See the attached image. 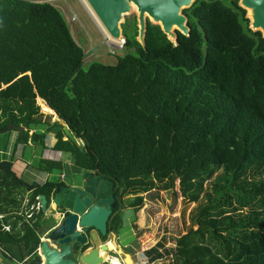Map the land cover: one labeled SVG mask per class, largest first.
I'll list each match as a JSON object with an SVG mask.
<instances>
[{
  "label": "trees",
  "instance_id": "trees-1",
  "mask_svg": "<svg viewBox=\"0 0 264 264\" xmlns=\"http://www.w3.org/2000/svg\"><path fill=\"white\" fill-rule=\"evenodd\" d=\"M184 13L189 35L177 30L171 40L147 19L141 43L133 16L122 24L124 52L115 63L85 62L57 5L0 0V129L25 127L23 153L47 147L53 132L52 149L114 181L115 212L122 206L137 215L147 197L180 185L176 248L164 241L148 248L150 264H173V250L186 257L182 264H240L264 254V36L251 29L240 0H195ZM41 102L82 144L47 118ZM11 144L7 138L11 154L0 161L1 214L26 191L61 184L63 173V161L37 158L53 178L26 182L13 169ZM14 215L0 216L3 256ZM15 243L10 261L30 255L27 264L41 263L39 241Z\"/></svg>",
  "mask_w": 264,
  "mask_h": 264
},
{
  "label": "water",
  "instance_id": "water-1",
  "mask_svg": "<svg viewBox=\"0 0 264 264\" xmlns=\"http://www.w3.org/2000/svg\"><path fill=\"white\" fill-rule=\"evenodd\" d=\"M194 1L84 0L96 21L102 26L104 34L120 41V46L125 43L122 22L133 7L138 13L137 39L141 43L145 42L147 19L159 24L171 40H176L177 30L185 35L190 34L188 16L184 9L189 8ZM240 5L248 12L251 29L261 31L264 36V0H240ZM71 32L79 43L74 32ZM92 51L93 49L86 51L84 48L83 58ZM47 117L53 122L52 116ZM59 122L64 125L68 137L78 144L77 137L68 125L61 119ZM11 129L17 130L20 136L25 127L11 123L7 128L0 129V133ZM70 181L50 187L47 192L39 193L36 198L34 195L27 199H32L31 208L35 207L37 212H40L35 222L39 227H43L41 232L55 224L47 230L37 249L41 263L112 264L114 249L109 240L112 236L110 221L117 216L116 212L113 213L116 204L114 181L101 177L92 170H81L80 175ZM75 183L81 185L80 188H77ZM60 214L62 217L57 221ZM47 237L49 241H53L54 246L49 244ZM122 252L123 249L120 250V253ZM74 253L77 254L76 257ZM125 257L127 262L131 260L129 253H125Z\"/></svg>",
  "mask_w": 264,
  "mask_h": 264
},
{
  "label": "rangeland",
  "instance_id": "rangeland-1",
  "mask_svg": "<svg viewBox=\"0 0 264 264\" xmlns=\"http://www.w3.org/2000/svg\"><path fill=\"white\" fill-rule=\"evenodd\" d=\"M50 2L57 5V7L66 16L70 28L74 32L75 36L78 38L80 45L83 48H85L86 51L93 49V51L88 56H86V58H84L85 62L91 60H99L105 63H115L117 61V55L122 54L124 52L123 46H119L109 42L107 36L104 34V32L102 31L96 20L93 18L92 14L90 13V11L88 10V8L86 7V5L83 3L82 0H50ZM137 15H138L137 9L133 7L132 11L125 15L124 21L130 17ZM41 104H42V110L44 111L46 116L47 115L52 116L53 121L59 120L54 110H53L54 111L53 113L54 116H53L52 113H48L45 111L43 105L46 104L44 102H41ZM8 131L11 132L8 133ZM15 133H18V131L15 129L7 130L1 133L3 140L2 142H0V149H3V147L6 144V139H5L6 136L7 138H10L11 141L13 142L12 149L14 150V152L19 155V158H21L24 162H26V160L30 159L31 155L33 154L31 153L33 150V146L27 145L28 146L27 152L23 153L22 152L23 145L25 143L23 144L19 143L18 139L21 136H19V133L16 136ZM48 135L49 137H46L45 139V142L48 145L47 147L42 148L41 150H39L38 148L39 146L34 147L36 151L35 153L36 158L34 159V161L37 160V158H42L45 156H49V159H52V157H57V160H61L64 162L62 170L63 172H65L64 174H66L67 181L71 182L70 181L71 179H74L76 176L80 175V169L77 165L74 164L69 153L59 150H54L51 148L50 145L52 144V140L54 139L53 132H50ZM34 161L32 165L34 167H30L29 169H27L23 173V177L25 179H33L36 180V182H41L46 172L49 171L45 169L44 166L36 165ZM39 163L41 164L40 161ZM48 164L50 166L53 165L51 163ZM52 174L53 173L51 172L50 175L47 176V179L53 178L51 177ZM39 188L41 189H38L37 187L34 190L27 191L26 195L37 196L39 193L47 192V190L49 189V188L42 189V187ZM181 194L182 191L180 185H178V187H176L175 189L161 190L157 199H151L147 197L145 205L137 215L134 211V208H129V207L123 208L124 209L123 214L125 213V217L128 216L126 218L127 225L124 226L122 224V221L119 220L120 217H116L115 218L116 222H114L112 225L113 230L117 234L119 232L122 233V237H123L122 243H127L131 240H134L135 236L141 239L140 246L141 249L143 250V253L149 248L148 246H151L149 243L157 244L162 241L165 242V248H176V241L179 238L178 232L179 230L183 229V218L181 215V209L184 206V199ZM143 196L146 197V194H144ZM30 201H32V199L31 200L26 199L24 203L26 202L29 203ZM172 203L178 206L175 212H172L171 210ZM32 211H33L32 218L38 217V215H40L39 214L40 212H37V209H35V207L32 208ZM3 215L4 214H0L1 217ZM134 220L136 222V226L139 227L138 229H136L133 225ZM144 222H146L149 226H145ZM11 227L8 226L7 230ZM32 230L33 229L31 228L30 235L28 236L31 238L32 241L35 240L40 241L41 238L34 237ZM140 230H142L143 232L140 233L139 232ZM138 232L140 234L137 236ZM165 236L167 237L166 241L164 240ZM183 257L185 256L182 253L177 251L175 254L173 250L171 252L170 261L173 264H182ZM12 262L13 261L10 260L8 261L5 259V261L2 264H12ZM18 262L20 264L24 263L23 261L18 260L17 262H14V264H19ZM142 264H148V261ZM162 264H169L168 259L166 262H163ZM240 264H264V254L262 253L255 254L251 258L242 261Z\"/></svg>",
  "mask_w": 264,
  "mask_h": 264
},
{
  "label": "crops",
  "instance_id": "crops-1",
  "mask_svg": "<svg viewBox=\"0 0 264 264\" xmlns=\"http://www.w3.org/2000/svg\"><path fill=\"white\" fill-rule=\"evenodd\" d=\"M49 136V135H48ZM5 139L7 140V137L5 136ZM52 143H53V140H52ZM12 144H13V142H12ZM10 145V147L12 148V146L13 145ZM30 146H33V150H32V152L31 153H33L32 155H31V157H30V159H28V160H26V162H24L21 158H18V156L19 155H16V157L13 159V169L15 170V171H17V173H19V176H21V178L22 179H24L26 182H29V183H33V182H36V180H33V179H25L24 177H23V173L27 170V169H29L30 167H34V166H32L33 165V160L36 158L35 157V153H36V151H35V149H34V147H36L37 145H34V144H31ZM48 146V145H47ZM51 147H52V144L50 145ZM39 148V147H38ZM7 149L8 148H5V146L3 147V149H0V154H1V157H0V161L1 160H3V158L4 157H9L10 156V154H11V149L9 150V151H7ZM39 150H41L40 148H39ZM10 152V153H9ZM32 158H33V160H32ZM43 158H49V156H45V157H43ZM52 159H57V157H52ZM31 160H32V162H31ZM80 169V168H79ZM65 172H63L62 174H61V178H64V179H66L67 177H66V174H64ZM48 175H50V172H46V174H45V176L43 177V180L41 181V182H36V183H39V184H44L48 179H47V176ZM64 175V177H62ZM35 189V188H34ZM34 189H32V190H34ZM38 189H41V188H38ZM42 189H45L44 187H42ZM28 191H30V190H28ZM27 192V191H26ZM26 194V193H25ZM30 197V195L28 196L27 195V199ZM12 210V209H11ZM22 211V209H15V208H13V212H14V218H13V222H12V224L9 226V227H11V226H13V227H11V228H9L8 229V231H10V232H8V236L11 238V240L13 241V242H10V244L12 245V246H10V253H11V251H15V250H19L18 248H19V244H17V243H15L16 241H32L31 240V238L29 237V236H25V237H19V238H17L16 236V238L14 237V236H10L11 234H12V230L13 231H15V226H14V219H15V217L20 213ZM139 214V213H138ZM128 216H126L125 217V213L123 214V218H119V220H121L122 221V224L124 225V226H126L127 225V222H126V218H127ZM137 218H138V216H137ZM35 220H36V217H34V219L32 218V224H36V222H35ZM135 220L133 221V225H134V227L136 228V229H138L139 227H137L136 225H135ZM54 224V223H53ZM144 224H145V226H149L146 222H144ZM31 225L28 223V227H30ZM36 227H37V224H36ZM43 227H40V231H41V229H42ZM32 232H33V235H35V234H38V231H34V228H33V230H32ZM140 233H142L143 231L142 230H140L139 231ZM137 233V236L140 234V233ZM35 233V234H34ZM116 235L118 236V239H117V237L116 236H114L113 237V249H114V253H113V257L115 258V259H117V262L116 263H119V264H142V263H145L146 261H148V264H150L149 263V257L145 254V253H143V250L141 249V246H140V240L141 239H139L138 237H136L135 236V239L134 240H131V241H129V242H127V243H122V240H123V237H122V233L121 232H119L118 234L116 233ZM18 239H22V240H18ZM117 239V240H116ZM115 240V241H114ZM36 241V240H35ZM142 244H143V242H142ZM151 246H148L149 248L150 247H152V246H154L155 244H153V243H149ZM153 244V245H152ZM21 245H23V244H21ZM15 248V249H14ZM121 249H123V251L124 252H122V253H120V250ZM10 253H7V256L6 257H2L3 259H6V260H8L9 261V257H8V254H10ZM125 253H129L130 254V256H131V260H128L129 262H127L126 261V257H125ZM112 256V255H111ZM30 255H27L26 257H25V259H24V263L23 264H27V260L29 259L30 260ZM144 258V259H143ZM28 260V261H29ZM14 262H17L16 260H14L13 262H12V264H14ZM26 262V263H25ZM41 264V263H40Z\"/></svg>",
  "mask_w": 264,
  "mask_h": 264
},
{
  "label": "bare ground",
  "instance_id": "bare-ground-1",
  "mask_svg": "<svg viewBox=\"0 0 264 264\" xmlns=\"http://www.w3.org/2000/svg\"><path fill=\"white\" fill-rule=\"evenodd\" d=\"M82 1L87 7V4L84 2V0H82ZM88 10H89V8H88ZM89 11L91 13V10H89ZM92 16H93V14H92ZM94 19H95V17H94ZM96 22L98 23V25L101 27V29L103 31V28L99 24V22L98 21H96ZM107 39L109 40L110 43H113V44H116V45H119V46L121 45L120 41H116V40L110 38L109 36H107ZM43 107H44L46 112L52 113V115H53L54 111L50 107H48L47 105H43ZM31 204L32 203L26 202L25 205L22 208V211L15 217V219H14V226H15L14 229H15V231L12 230V234L10 236H14V237L16 236L17 238L25 237V236L30 235L31 228L32 229L34 228V231H38V234H35L34 237H38V238L42 239L45 236V234L47 233V230H49V229L54 227L55 224H52V225H50L47 228V230H45L44 232H41L40 231V227L38 225L36 227L37 223L36 224H32L33 211H32V208L30 206ZM27 205H28V207H27ZM61 217H62V215L60 214V216L58 217L57 221H60ZM28 223L31 225L30 227H28ZM18 240H22V239H18ZM113 262H117V259L114 258ZM41 264H43V263H41Z\"/></svg>",
  "mask_w": 264,
  "mask_h": 264
},
{
  "label": "flooded vegetation",
  "instance_id": "flooded-vegetation-1",
  "mask_svg": "<svg viewBox=\"0 0 264 264\" xmlns=\"http://www.w3.org/2000/svg\"><path fill=\"white\" fill-rule=\"evenodd\" d=\"M81 170H83V169H80V171ZM83 171H85V170H83ZM63 177V176H62ZM61 183H65L66 181H67V178L66 179H62L61 178ZM75 186L77 187V188H80V186L81 185H79V184H76L75 183ZM18 199H19V205L18 204H13V203H9L8 205H3L2 207L3 208H5V209H3V214H9V213H14L13 212V208H15V209H22L23 207L22 206H24L25 205V203H24V201L27 199V195L26 194H23V198H22V196H19L18 197ZM9 202H11L10 200H9ZM31 203V202H30ZM116 205V204H115ZM114 208H115V206H114ZM113 208V213L115 212V209ZM120 208H121V211H116V214H117V216H115L114 218H116V217H120V218H123V211H124V209L122 208V206H120ZM12 209V210H11ZM1 214V213H0ZM113 219V218H112ZM110 225H111V231H112V236L109 238V240H110V243H111V246H112V244L114 243L113 242V237L114 236H117L116 235V233H115V231L113 230V227H112V222L110 221ZM105 239H107V237H104ZM117 239H118V236H117ZM116 239V240H117ZM47 240H48V237H47ZM36 241H39V240H36ZM40 242H41V240L39 241V245H40ZM48 242H49V244L51 245V246H54V243H53V241H49L48 240ZM39 247V246H38ZM0 253H1V247H0ZM39 255H40V253H39ZM74 256L76 257L77 256V254L76 253H74ZM3 257V255H2V253H1V255H0V264H2L4 261H5V259H3L2 258ZM4 257H6V256H4ZM41 257V256H40ZM16 261H18V260H16ZM41 261H42V259H41ZM19 263V262H18ZM20 264V263H19ZM107 264V263H106Z\"/></svg>",
  "mask_w": 264,
  "mask_h": 264
},
{
  "label": "built area",
  "instance_id": "built-area-1",
  "mask_svg": "<svg viewBox=\"0 0 264 264\" xmlns=\"http://www.w3.org/2000/svg\"><path fill=\"white\" fill-rule=\"evenodd\" d=\"M78 144H79V145L82 144V141H81V140H78ZM63 176H64V175H63ZM114 264H119V263L114 262Z\"/></svg>",
  "mask_w": 264,
  "mask_h": 264
},
{
  "label": "clouds",
  "instance_id": "clouds-1",
  "mask_svg": "<svg viewBox=\"0 0 264 264\" xmlns=\"http://www.w3.org/2000/svg\"><path fill=\"white\" fill-rule=\"evenodd\" d=\"M36 197V196H35ZM9 232V231H8ZM112 264H114V262L112 263Z\"/></svg>",
  "mask_w": 264,
  "mask_h": 264
}]
</instances>
